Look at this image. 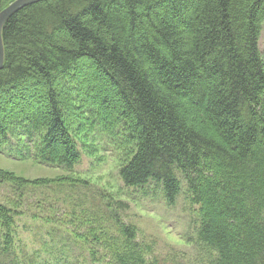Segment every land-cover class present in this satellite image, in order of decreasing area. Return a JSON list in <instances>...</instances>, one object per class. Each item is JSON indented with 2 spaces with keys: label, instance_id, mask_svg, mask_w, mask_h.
I'll return each instance as SVG.
<instances>
[{
  "label": "trees",
  "instance_id": "obj_1",
  "mask_svg": "<svg viewBox=\"0 0 264 264\" xmlns=\"http://www.w3.org/2000/svg\"><path fill=\"white\" fill-rule=\"evenodd\" d=\"M263 29L264 0H45L24 7L3 27L0 94L21 99L15 115H0V151L14 139L11 127L39 140L43 162L72 169L82 152L67 122L81 107L90 116L87 131L97 119L120 145L134 140L120 169L126 186L153 181L173 204L182 173L199 208L198 240L216 253L212 264H264ZM32 86L44 88L39 106L24 97ZM113 107L114 119L107 116ZM18 180L0 169V185L24 184ZM117 215L119 235L100 232L107 220L93 217L89 238L110 250L114 264H156L136 227ZM15 222L0 203L5 250Z\"/></svg>",
  "mask_w": 264,
  "mask_h": 264
},
{
  "label": "rangeland",
  "instance_id": "obj_2",
  "mask_svg": "<svg viewBox=\"0 0 264 264\" xmlns=\"http://www.w3.org/2000/svg\"><path fill=\"white\" fill-rule=\"evenodd\" d=\"M13 1H4L0 12ZM260 49L264 58V29ZM32 87L24 97L37 101L39 106L38 93L43 94L44 88L37 93ZM13 95L0 94V115H15L14 104L21 97ZM89 104L87 101L84 106ZM77 110L79 116L75 106L69 113L75 119L67 125L82 158L70 170L43 162L35 150L39 140L30 142L20 131L9 127L14 139L3 146L4 152L0 151V169L24 184L16 186L4 181L0 185V203L11 209L16 220L10 249L5 250L0 238V264H114L110 250L102 244L97 247L89 234L96 228L91 222L95 217L98 224L107 220L100 232L119 235L113 225L115 214L125 224L136 227L137 241L146 243L152 251L147 255L156 264H212L216 253L198 240L199 208L190 199L182 173H177L182 189L173 204L153 181L143 187L126 186L120 169L134 151V140H122L120 145L112 139V133H107L111 138L101 131L104 126L97 119L93 120L94 130L89 126L87 131L84 126L86 121L89 124L90 116L81 107ZM110 111L107 116L113 119L119 113L114 107ZM115 129L126 134L124 139L128 138L130 130L120 124ZM95 249L99 254H95Z\"/></svg>",
  "mask_w": 264,
  "mask_h": 264
},
{
  "label": "water",
  "instance_id": "obj_3",
  "mask_svg": "<svg viewBox=\"0 0 264 264\" xmlns=\"http://www.w3.org/2000/svg\"><path fill=\"white\" fill-rule=\"evenodd\" d=\"M43 0H15L6 8L0 12V70L4 66V41H3V27L5 22L12 16L15 12L19 11L21 8H24L33 3H37Z\"/></svg>",
  "mask_w": 264,
  "mask_h": 264
}]
</instances>
